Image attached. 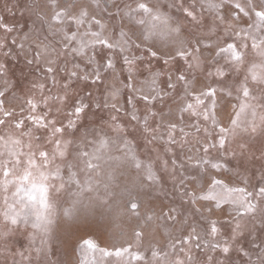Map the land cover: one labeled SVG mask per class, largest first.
Returning <instances> with one entry per match:
<instances>
[{"label":"snow or ice","instance_id":"obj_1","mask_svg":"<svg viewBox=\"0 0 264 264\" xmlns=\"http://www.w3.org/2000/svg\"><path fill=\"white\" fill-rule=\"evenodd\" d=\"M14 9L0 264H264V0Z\"/></svg>","mask_w":264,"mask_h":264},{"label":"rangeland","instance_id":"obj_2","mask_svg":"<svg viewBox=\"0 0 264 264\" xmlns=\"http://www.w3.org/2000/svg\"><path fill=\"white\" fill-rule=\"evenodd\" d=\"M15 0H9V3H14ZM4 3L5 0H0V16H3L6 20V22L13 23L15 22L17 26L20 25H28L31 23L29 20V17L27 14H21L19 10L14 9L13 14H8L4 11ZM9 66L12 67L13 72L15 73L16 76L21 75V69L23 68V63H17L15 61H10ZM93 217H88V220L91 221ZM96 219H100L101 222H103L102 217H96ZM83 224V218L78 219V220H68L67 222H62V227L67 229V230H72L75 229Z\"/></svg>","mask_w":264,"mask_h":264}]
</instances>
